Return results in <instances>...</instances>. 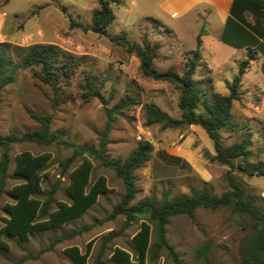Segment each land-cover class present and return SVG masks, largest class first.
<instances>
[{
    "label": "rangeland",
    "instance_id": "1",
    "mask_svg": "<svg viewBox=\"0 0 264 264\" xmlns=\"http://www.w3.org/2000/svg\"><path fill=\"white\" fill-rule=\"evenodd\" d=\"M99 0H0V47L54 44L81 60L72 77L60 79L53 86L34 77L40 68L19 71L15 82L0 92V139L18 136L40 128L33 115L52 117L51 133L79 148L97 149L101 134L113 114L108 134L106 155L124 159L141 142L152 144V159L135 173L136 197L132 205L155 197L180 198L202 190L221 196L230 189L231 173L245 193L264 210V177L248 176L239 169L222 165L216 156L207 132L197 125L164 129L146 125L143 106L153 103L175 119L181 118L178 107L180 91L174 85L155 81L143 75L140 60L116 45L112 38L122 37L142 45L144 40L155 48L154 67L165 72L182 74L187 59L197 50L200 36L201 59L194 76L206 99L215 93L228 95V84L247 59L246 50L230 48L220 41V27L213 12L203 19L197 13L173 19L159 6L161 0H121L112 5L115 21L105 35L93 33L92 14L99 9ZM203 13V12H201ZM174 27L175 32L165 25ZM249 22L254 19L249 16ZM15 62L18 58L11 53ZM241 95L233 103L232 127L220 131L225 148L250 139V162H264V58L251 62L241 78ZM128 99L138 104L121 107ZM58 102V103H56ZM71 146L54 143L43 146L22 142L9 148L10 162L6 185L0 197V236L9 218L5 206L15 202L10 191L23 182L14 172L16 157L23 152L34 156L48 155L43 170L42 190L36 196L47 200L53 185L58 184L52 209L58 203L71 204L68 192L70 174L90 167V181L107 179L109 192L85 215L58 229L38 232L29 241L3 238L7 249H0V264H74L67 253L72 247L86 252L93 243L88 264H116L113 259L119 248L137 259L134 243L143 220L125 225L126 217L110 218L114 207L125 193L123 182L88 154L78 156L67 170L63 164L74 155ZM2 149L0 148V159ZM253 220L245 213L230 208L198 209L194 217L176 216L169 220L166 237L178 255V263L165 251L148 264H243ZM152 226V246L156 243ZM53 246L52 250H49ZM207 247L206 253L199 254Z\"/></svg>",
    "mask_w": 264,
    "mask_h": 264
},
{
    "label": "trees",
    "instance_id": "2",
    "mask_svg": "<svg viewBox=\"0 0 264 264\" xmlns=\"http://www.w3.org/2000/svg\"><path fill=\"white\" fill-rule=\"evenodd\" d=\"M98 3L99 9L92 14L90 30L98 35H105L116 19L112 5H119L121 0H99ZM249 16L254 19V23L249 22ZM154 21L162 24L160 21ZM112 41L127 53L135 54L139 58L144 76L155 81L168 82L180 91L178 107L181 118H172L155 104L148 103L143 106L146 125H160L164 129H176L183 125L200 126L213 142L216 152V156L212 158L213 161L230 166L232 169L235 168L234 162L238 161L239 169L246 175L264 177V162L256 164L249 161L251 156L249 138H244L243 143L234 144L230 148H225L220 138L222 129L232 127V108L233 103L240 99L242 76L256 56L260 55L264 58V0H234L220 41L231 48L246 50L247 59L242 61L237 76L228 84L229 94L215 93L211 100L206 99L204 90L194 80L201 59L200 36L197 38V50L187 59L181 75L172 70L158 71L154 67L155 48L151 47L146 40L142 45L131 43L122 37L112 38ZM11 53L18 58V62L13 60ZM80 66L79 58L64 52L54 44L1 46L0 92L15 82L20 70L40 68V73H35L34 77L55 88L56 82L72 77ZM136 104H138L136 100L128 99L122 103L121 107ZM32 117L40 124L39 129L28 131L21 136L10 134L0 139L2 149L0 197L6 185V172L10 162L9 148L12 145L29 142L43 146H51L54 143L71 146L75 150L74 155L63 164L64 170H67L78 156L88 154L105 168L112 170L122 180L125 193L114 207L110 218L125 216L126 226L138 218L143 220L140 231L133 239L137 259H132L129 253L117 248L112 256L116 264H148L149 258L156 259L161 251L167 252L178 263V255L166 237L169 220L181 215L193 218L196 210L202 208L211 210L230 208L234 212L247 214L253 223L246 245L242 250L243 264H264V210L245 193L231 173L228 174L230 189L221 196L214 195L209 190H202L189 196L173 199L150 197L132 205L137 193L135 173L152 159L154 148L151 143H139L137 148L124 159H111L106 155V147L108 134L113 124V114L108 116V122L101 134L97 149L79 148L53 135L51 116L33 115ZM49 161L48 155L34 156L29 152H23L16 157L14 172L23 179V182L10 191L15 202L5 206L9 218L1 231L0 249H7L3 241L4 237L18 238L26 242L35 233L69 225L94 207L101 195L109 192L107 179L103 176L91 184L90 167L86 166L70 174L68 192L72 198L71 204L58 203L57 208L52 209L53 196L58 184L52 186L47 200L43 201L36 196L42 190V172ZM152 226H155L156 230V243L153 246L151 244ZM92 245V242L88 244L85 253L77 247L68 249L67 253L74 264H88ZM52 249L53 246L49 250ZM206 250L207 247L200 250L199 254H205ZM23 262L24 259H21L16 264Z\"/></svg>",
    "mask_w": 264,
    "mask_h": 264
},
{
    "label": "crops",
    "instance_id": "3",
    "mask_svg": "<svg viewBox=\"0 0 264 264\" xmlns=\"http://www.w3.org/2000/svg\"><path fill=\"white\" fill-rule=\"evenodd\" d=\"M233 3L234 0H161L159 6L173 19L183 18L192 13H197L204 19L207 16V11L213 12L218 20L220 33H222ZM159 21L161 22V20ZM162 23L164 22L162 21ZM165 25L175 32L174 27L169 24Z\"/></svg>",
    "mask_w": 264,
    "mask_h": 264
}]
</instances>
